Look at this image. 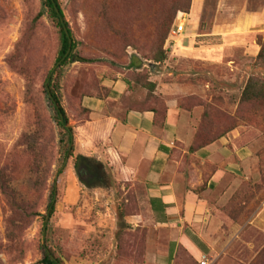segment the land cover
Instances as JSON below:
<instances>
[{"label": "rangeland", "instance_id": "rangeland-1", "mask_svg": "<svg viewBox=\"0 0 264 264\" xmlns=\"http://www.w3.org/2000/svg\"><path fill=\"white\" fill-rule=\"evenodd\" d=\"M58 1L79 42L77 51L96 59L67 65L60 80L66 97L63 105L66 109L76 105L68 111L72 125L78 103L85 97L106 95L101 82L118 72L128 73L134 81L136 105H156L162 117L165 98L153 93L155 84L147 82L150 73L164 74L165 82L174 79L171 75L176 77V72L201 73L200 79L208 82L202 94L179 99L182 108L200 112L194 147L219 134L235 133L234 145L252 149L249 180H243L241 189V202L246 204L239 208V218L229 213L242 230L220 264H264V233L248 223L264 201V98L242 99L249 78L264 86V63L256 62L264 32H241L240 44L224 48L219 46L222 36L213 31L226 15L223 11L257 12L264 8V0H201L193 14L191 7L181 11L188 14L186 28L168 43V36L161 42L160 23L171 15L174 5L183 6L188 0ZM40 8L41 0H0V173L5 182V190L0 187V264H41L46 250L61 257L63 264H152L146 260L148 241L166 249L168 232L150 223L128 225L124 214L136 207L120 200L121 186L113 184L117 189L97 200L79 182L71 159H64L63 131L44 88L59 47L58 28L47 14L35 20ZM188 40L193 44L182 48ZM213 47L224 61L235 59L243 75L234 81L225 62L187 61L189 55L208 54ZM161 53L164 58L157 61ZM53 186L55 212L44 226ZM173 259L175 264H200L183 249Z\"/></svg>", "mask_w": 264, "mask_h": 264}, {"label": "crops", "instance_id": "crops-1", "mask_svg": "<svg viewBox=\"0 0 264 264\" xmlns=\"http://www.w3.org/2000/svg\"><path fill=\"white\" fill-rule=\"evenodd\" d=\"M199 1L194 0L192 14ZM223 13L226 15L213 28L214 34L222 36L219 46L236 47L240 44L237 36L244 31L264 32V8L257 12ZM187 42L182 48L193 44L192 40ZM213 49L208 54L189 55L187 61L225 62L234 81L243 75L235 59L224 61L218 48ZM174 74L176 77L171 75L174 79L170 82L164 81L162 73H150L148 78L155 84L153 93L165 98L163 117L156 105H136L134 82L126 80L124 74L117 73L115 79L104 78L101 84L108 89L107 95L85 97L81 102L88 110L89 120L84 124L74 121L75 146L77 152L101 161L112 174L114 184L124 191L120 200L136 207L124 216L128 225L136 228L150 223L168 232L166 249L148 241L146 260L152 264H175L173 258L183 249L198 263L205 255L211 264H220L242 230L234 219L240 217L238 210L246 204L241 202V189L243 180H249L252 149L234 145L238 136L235 133L194 147V126L200 112L197 108H182L179 99L201 95L208 82L200 79L199 72ZM179 78L185 81L179 82ZM218 85L227 84L218 81ZM115 189L117 186L96 188L92 194L99 200ZM230 212L236 215L234 219ZM248 223L264 233V201Z\"/></svg>", "mask_w": 264, "mask_h": 264}, {"label": "trees", "instance_id": "trees-1", "mask_svg": "<svg viewBox=\"0 0 264 264\" xmlns=\"http://www.w3.org/2000/svg\"><path fill=\"white\" fill-rule=\"evenodd\" d=\"M181 7V8H180ZM178 7L174 5L173 11H171V15L160 23V29L162 32L161 42L166 41V36H168L170 27L173 25L176 16L182 10L189 11L191 7V0ZM186 13V12H185ZM47 14L55 23L58 28L59 35V47L57 50V54L54 60V65L48 73V76L44 83V88L47 93V99L52 106L53 113L55 115V120L58 126L63 131L61 141L66 143L63 154L64 159H71V167L77 173V177L79 182L89 190H93L96 188L109 189L114 184V179L112 174L108 173V168L99 161L94 156H86L83 155L76 150L75 146V126L70 123V118L68 116V111L72 110L76 105H69L70 108L66 109V105H63V102L66 100V97L61 90L60 80L64 74L65 67L73 62L80 63H92L96 59L87 58L79 54L77 51L79 42L74 38L73 32L69 26L68 21L66 20L63 10L60 7L58 0H41V8L37 13L35 20H38L43 15ZM175 17V19H174ZM157 61L162 60L164 55L161 53L160 56L156 57ZM256 62L264 63V45L261 46L259 53L256 57ZM129 65L135 67L132 61L129 62ZM137 68V67H136ZM121 73V72H118ZM124 77L129 82L131 79L127 77L128 73H122ZM116 77L112 78L115 79ZM149 78V77H148ZM134 82V81H133ZM149 85H153L154 83L149 82ZM102 86V84H101ZM103 87V86H102ZM263 85L259 83V81L255 78H249L242 95V99L244 100H252L258 98H264L263 94ZM102 90L107 91V88H102ZM107 95V94H106ZM104 96V95H103ZM98 97V96H95ZM102 97V96H99ZM81 101L78 103L77 107H79V111H77L76 118L74 121H77L79 124H84L85 120H89L88 118V110L81 106ZM158 107V106H157ZM166 106L164 105L165 114ZM76 111V110H75ZM159 113V107H158ZM223 134H219L221 136ZM217 136V137H218ZM211 142V141H210ZM0 187L2 190H5V182L2 179V175L0 173ZM55 190L54 186L49 196V201L46 206V214L43 217V225L46 226L47 221L55 212L56 199H55ZM124 201V200H123ZM126 206L131 207L130 203H126ZM130 211H127L128 214ZM132 212V211H131ZM124 214V216H125ZM41 264H63V260L61 257H56L50 250L44 251L43 258L41 259Z\"/></svg>", "mask_w": 264, "mask_h": 264}, {"label": "built area", "instance_id": "built-area-1", "mask_svg": "<svg viewBox=\"0 0 264 264\" xmlns=\"http://www.w3.org/2000/svg\"><path fill=\"white\" fill-rule=\"evenodd\" d=\"M187 15L188 14L185 12H179L177 14L176 23H175V25H173V27L171 28V30L169 32L167 43L169 42L170 39L183 34V32L186 28ZM200 264H209V261L205 255L202 256Z\"/></svg>", "mask_w": 264, "mask_h": 264}]
</instances>
